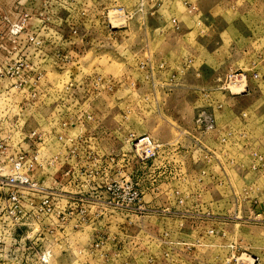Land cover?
Wrapping results in <instances>:
<instances>
[{
    "label": "rangeland",
    "instance_id": "rangeland-1",
    "mask_svg": "<svg viewBox=\"0 0 264 264\" xmlns=\"http://www.w3.org/2000/svg\"><path fill=\"white\" fill-rule=\"evenodd\" d=\"M184 1L0 0V31L26 11L38 40L58 45L37 55L35 51L30 54V49L21 51L35 61L36 76H41L37 85L48 92L44 103L25 113L26 121L29 128L38 127L53 138L49 142L52 155L62 149L54 139L72 138L75 144H68L63 153L69 163L60 169L85 171L68 185L70 191L81 190L80 200L76 192L71 193V245L66 255L53 257L50 264H264V142L256 143L253 136H247L241 143L246 160L243 168H238L237 152L225 150L221 138L218 158H212L204 146L208 134L195 123L199 111L212 114V105L219 108L215 97L227 93L220 85L226 83L228 73H248L250 64L260 62L264 0H212L224 11L249 12L250 31L243 36L255 47L247 43L253 46L245 49L251 57L218 75L215 86L206 89L190 86L200 77V71L193 69L192 46L191 54L175 63L176 59L165 55L168 47L148 51L140 44L149 36L145 25L154 26L163 20L149 19L155 14L147 17L154 11L167 16L176 33L183 32L176 13L182 11L186 31L195 28L194 38L202 43L209 35L215 40V22L205 20L201 13L187 14ZM196 5L201 11L198 0ZM119 13L126 16V22H117L109 29V20H120ZM172 18L181 21L179 29L174 28ZM6 42L10 40L2 39ZM4 53L8 54L0 51V56ZM147 58L150 66L145 64ZM127 71L129 85L118 90L115 86L123 82ZM252 71L247 77V91L257 92V84L264 87V62L253 71L259 78L252 77ZM94 75L110 81L102 94L88 105L81 97L77 106L68 107L71 100L61 95L64 82L73 80L74 93L79 94L75 84ZM173 90L179 94L170 96ZM247 91L229 95L240 96ZM189 92L198 95L196 107H189L193 102ZM205 92L206 97L202 95ZM261 132L264 134V128ZM127 137L146 138L161 146L154 156L139 159ZM196 149L201 150L200 159ZM123 152L128 160L122 163L121 174H129L132 189L127 207L123 192L113 197L95 189L98 183L105 186L110 182V176H104L105 169L108 175L111 172L106 157L120 158ZM58 156L47 171L53 173L61 164L62 157ZM59 175L53 179L60 180ZM78 219L82 222L79 229L73 225ZM60 249L55 245L52 250L58 253Z\"/></svg>",
    "mask_w": 264,
    "mask_h": 264
},
{
    "label": "built area",
    "instance_id": "built-area-1",
    "mask_svg": "<svg viewBox=\"0 0 264 264\" xmlns=\"http://www.w3.org/2000/svg\"><path fill=\"white\" fill-rule=\"evenodd\" d=\"M183 5L189 15H196L199 12L195 1L185 0ZM119 16L120 20L114 17L109 20V29L116 26L117 22L120 24L126 22L123 13H119ZM30 19L28 12H20L15 21L9 22L6 30L0 31V51L8 52L0 56V264L49 263L53 252L51 241L58 240L71 221L70 200L73 197L71 193L76 192L78 194L76 197L80 200V188L70 191L69 180L75 181L85 174V171H76L69 167L61 171L63 164L69 163L68 157L63 154L64 148L68 144L69 146L75 144L71 143L72 138L63 139L62 136H58L54 141L62 147L57 153L62 157L63 163L56 165L53 173L47 171L46 168L53 165L59 157L58 154L52 155L49 152L51 145L49 142L53 138L46 137L38 127L29 128L27 125L25 113L44 103L48 92L40 90L37 85L41 76H36L35 61L21 51L30 49L32 50L30 54L35 51L37 55L43 50L58 46L56 43L38 40L36 32L30 28ZM178 21L177 18L171 19L175 29L180 27ZM197 24H200L199 20ZM20 37L25 39L23 43L18 42ZM2 39H9L10 43H2ZM252 77L257 79L259 75L253 72ZM109 82V79H103L100 75L85 77L75 84L81 91L75 94L74 81L68 79L64 82L61 95L65 96L66 100H71L68 107L77 106L81 97L83 104L88 105L92 99L102 94V90ZM220 89L231 95L247 91V73L245 71L228 73L226 83L223 82ZM202 95L206 97L207 93ZM195 123L199 127L202 126L207 134L216 129L213 114L205 110L197 113ZM221 141L225 142V138L222 137ZM127 143L139 159L154 156L156 148L161 146L153 144L146 138L127 137ZM106 158L111 172L108 175L105 169L104 176H110V182L105 186L98 183L95 189L99 190V193H102L103 189V192L113 197L123 192L127 207L132 200L131 182L128 173H121L122 163H127L128 155L123 152L120 158L118 155ZM117 169L120 171L117 172ZM55 174H60V180L53 179ZM73 225L79 229L82 222L78 219ZM231 256L234 257V253ZM250 259L254 261V258Z\"/></svg>",
    "mask_w": 264,
    "mask_h": 264
},
{
    "label": "crops",
    "instance_id": "crops-1",
    "mask_svg": "<svg viewBox=\"0 0 264 264\" xmlns=\"http://www.w3.org/2000/svg\"><path fill=\"white\" fill-rule=\"evenodd\" d=\"M190 1H195L197 3V0ZM198 2L201 11H199L194 16H200L201 13L205 20L215 22L216 26L213 28L214 31L212 30V34L215 33V40L213 39L214 36L212 37L209 35L210 39H208L209 36L205 37V43H202L203 40L194 38V35L196 34V32L194 33V31H196L195 28H192L191 31H186L185 28H187V23L185 22V16L182 11L176 12L180 20H182V33H176L171 28V24L167 16H162L159 12L154 11L148 14L147 17L149 15L155 14L150 16L149 19H159L162 17L163 20H158L157 24L154 26L145 25L144 29L149 33V36L144 38L140 44L142 47L146 46L148 51L151 48L156 50L158 47H168L169 51L166 52L165 55L168 54V57L171 56V58L176 59L175 63H177V60L183 55H190L191 53L189 50L191 49L190 46H192L193 54L191 55L194 57V62L192 64L193 69L194 71H200V77H195V84L190 86L192 88L194 86L196 88L206 89L215 86L218 75L223 74L224 71L226 72V70L233 69L232 66H238L244 60L247 61L251 55L250 51L245 52V49L253 47L254 44L251 42V39L249 40V38L243 36L244 33L248 34L250 31L248 24L249 22L247 21L250 19L251 15L248 11L233 13L222 10L221 7H219V5L214 3L212 0H198ZM131 29L132 28H129L128 30ZM127 31L125 30V32ZM259 40H261V43L258 45V48H260L258 50L263 51L259 57L261 60L260 62L254 61L253 64L249 65L250 68L246 70L248 72L247 77L251 70H256L257 65L261 63L262 66V62H264V41H262V38ZM247 43L248 45L251 43L253 46H247ZM145 60H147L145 64L150 66L149 58L144 59V61ZM128 79L129 73L127 71L126 77H123V79L121 78L123 82H121L120 85V82H118L115 88L117 87L119 90V87L129 85ZM251 82L253 81L251 80ZM261 86L257 84V92L247 91V93L240 96H231L229 93H223L219 96L216 95L217 97L215 98L218 99H216V101L220 104L219 108H217L218 105H216V107H213L212 105V107H210L211 110L209 109L214 116L216 129L208 134L206 138H204V146L210 150L212 153V158H218V153H220L219 151L222 146L220 145V138L224 137L225 142L223 143H225V150H231L233 153L237 152L239 157L237 158L238 160L236 165H238V168H243V162L246 160V156L245 149H242L241 146L242 141H244L247 136L248 138L253 136L252 138L256 141V143L259 142L262 144V142H264V134L261 132L264 128V87ZM173 91L174 92H172L170 96L179 94L177 91ZM194 92L198 93L195 90ZM187 94H189L191 99H193V102H191V106L189 107H196L198 95H191L192 92ZM250 132H252V134ZM253 133H255V135ZM198 151L200 152L201 150H194L195 154L200 155L198 158L200 159L202 157V153H199ZM194 152H192V155ZM224 160L227 159L225 158ZM237 171L239 170L237 169ZM72 223L73 221H70L66 225L63 235L59 236L58 240L51 241V244H53L52 249L55 247V245L60 246L61 249L58 251V253H55L52 250L53 252L48 264H50L53 257L66 255V251H68L67 248L70 247L71 238L73 237V233L71 231ZM224 225L236 227V225L231 224ZM254 256L259 259L258 255L254 254Z\"/></svg>",
    "mask_w": 264,
    "mask_h": 264
}]
</instances>
